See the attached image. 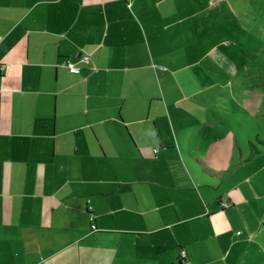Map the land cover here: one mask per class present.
<instances>
[{
  "label": "crops",
  "instance_id": "obj_1",
  "mask_svg": "<svg viewBox=\"0 0 264 264\" xmlns=\"http://www.w3.org/2000/svg\"><path fill=\"white\" fill-rule=\"evenodd\" d=\"M182 3L0 0V264H264V140L185 124V82L236 75Z\"/></svg>",
  "mask_w": 264,
  "mask_h": 264
},
{
  "label": "rangeland",
  "instance_id": "obj_2",
  "mask_svg": "<svg viewBox=\"0 0 264 264\" xmlns=\"http://www.w3.org/2000/svg\"><path fill=\"white\" fill-rule=\"evenodd\" d=\"M219 1L224 3L218 4ZM182 2L184 14L203 11L205 8L208 15L212 14V17L208 18L214 25L210 40H214L215 43L224 41L223 49L220 50L226 60L229 59L231 62L226 69L232 76L236 75V78L229 80L225 78L223 70L217 72L208 70L205 73L201 68L196 78L192 80L185 78L184 82L188 80L184 84L187 94L182 103L185 124L190 130H194L196 124L211 122L216 124L214 134L223 132L236 139V135H239L237 132L240 129L239 123L247 120L249 131L255 133L254 135L260 133L264 140V115L257 117L253 113L252 119H249L234 105L238 90L243 88L248 103L251 100L256 102L261 107V113L264 114V0H212L210 4L206 3V0H182ZM189 3H193L194 7ZM228 44L231 46L228 47ZM245 53H248V56ZM196 95L211 100L205 112L201 111L198 104H191L196 102L193 98ZM226 124L228 127H225ZM247 146L249 147L248 141ZM260 147L264 146L260 145ZM259 160L264 162V155ZM259 179H263L264 187V176ZM254 211L258 212L261 226H257L255 222L250 225L245 218V216H254ZM242 216L245 218L244 223L254 227L255 231L264 233L262 227L264 215L260 203L257 207L243 209Z\"/></svg>",
  "mask_w": 264,
  "mask_h": 264
},
{
  "label": "built area",
  "instance_id": "obj_3",
  "mask_svg": "<svg viewBox=\"0 0 264 264\" xmlns=\"http://www.w3.org/2000/svg\"><path fill=\"white\" fill-rule=\"evenodd\" d=\"M83 60L86 61V62H89V61H90V57H89V56H84V57H83ZM65 66L69 69V71H70L72 74H80V73H81V70L75 68V66H74L72 63H70V62H66V63H65ZM222 206H223V207H228V205H226V204H223ZM90 210H91V208H90ZM91 220L93 221V220H94V217L91 218ZM93 228H95V226H93ZM239 235H240V233H239ZM180 258H181V260H182V259H183V260L186 259V252H185V251H181V252H180ZM186 264H189V263H186Z\"/></svg>",
  "mask_w": 264,
  "mask_h": 264
},
{
  "label": "trees",
  "instance_id": "obj_4",
  "mask_svg": "<svg viewBox=\"0 0 264 264\" xmlns=\"http://www.w3.org/2000/svg\"><path fill=\"white\" fill-rule=\"evenodd\" d=\"M89 204H90V202H89ZM222 205V204H221ZM223 207V206H222ZM90 208H91V210H90ZM223 208H225V207H223ZM88 212H89V215H90V221H91V223L93 224V225H91V229H92V231L93 232H96L97 231V226H96V224H94V220H95V217H94V215H93V207L92 206H90L89 205V207H88ZM94 217V220L92 221L91 220V218H93ZM93 226H95V228H93ZM181 251H184V250H181ZM179 258H180V254H179ZM180 260H181V258H180ZM185 260H181V262H184Z\"/></svg>",
  "mask_w": 264,
  "mask_h": 264
}]
</instances>
